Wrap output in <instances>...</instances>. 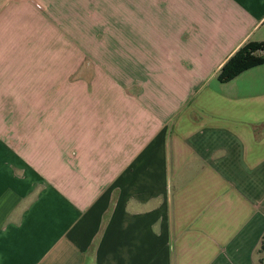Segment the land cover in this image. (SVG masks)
I'll return each instance as SVG.
<instances>
[{
	"label": "crops",
	"instance_id": "obj_1",
	"mask_svg": "<svg viewBox=\"0 0 264 264\" xmlns=\"http://www.w3.org/2000/svg\"><path fill=\"white\" fill-rule=\"evenodd\" d=\"M112 1L0 0V264H264V64L217 80L264 0H142V42L68 52L67 5Z\"/></svg>",
	"mask_w": 264,
	"mask_h": 264
},
{
	"label": "rangeland",
	"instance_id": "obj_2",
	"mask_svg": "<svg viewBox=\"0 0 264 264\" xmlns=\"http://www.w3.org/2000/svg\"><path fill=\"white\" fill-rule=\"evenodd\" d=\"M109 5L112 8L114 5L113 11H118V14L92 16L89 7L81 10L75 5H67L66 26L64 21L61 23L64 30L61 43L66 44L68 52L75 53L80 46L93 43L142 42V0L112 1ZM92 21L95 23L92 24ZM80 50L83 53L86 51L84 48Z\"/></svg>",
	"mask_w": 264,
	"mask_h": 264
},
{
	"label": "trees",
	"instance_id": "obj_3",
	"mask_svg": "<svg viewBox=\"0 0 264 264\" xmlns=\"http://www.w3.org/2000/svg\"><path fill=\"white\" fill-rule=\"evenodd\" d=\"M262 64H264V41H247L222 64L217 73V80L221 83L229 82L240 73ZM256 252L264 256V233L259 240Z\"/></svg>",
	"mask_w": 264,
	"mask_h": 264
}]
</instances>
